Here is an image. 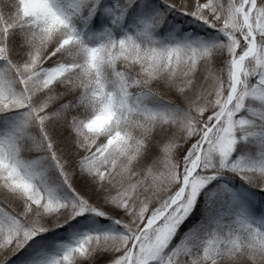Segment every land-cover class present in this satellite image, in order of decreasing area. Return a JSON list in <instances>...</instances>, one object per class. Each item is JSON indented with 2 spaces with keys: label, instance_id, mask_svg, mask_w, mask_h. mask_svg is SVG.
Listing matches in <instances>:
<instances>
[{
  "label": "snow or ice",
  "instance_id": "1",
  "mask_svg": "<svg viewBox=\"0 0 264 264\" xmlns=\"http://www.w3.org/2000/svg\"><path fill=\"white\" fill-rule=\"evenodd\" d=\"M0 264H264V0H0Z\"/></svg>",
  "mask_w": 264,
  "mask_h": 264
}]
</instances>
